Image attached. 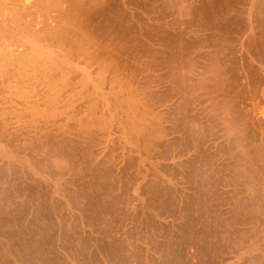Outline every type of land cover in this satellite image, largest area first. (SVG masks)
<instances>
[{
	"label": "rangeland",
	"instance_id": "374dc122",
	"mask_svg": "<svg viewBox=\"0 0 264 264\" xmlns=\"http://www.w3.org/2000/svg\"><path fill=\"white\" fill-rule=\"evenodd\" d=\"M0 264H264V0H0Z\"/></svg>",
	"mask_w": 264,
	"mask_h": 264
}]
</instances>
